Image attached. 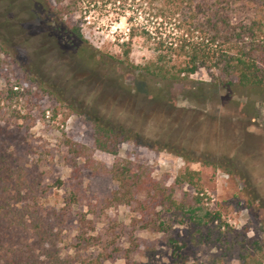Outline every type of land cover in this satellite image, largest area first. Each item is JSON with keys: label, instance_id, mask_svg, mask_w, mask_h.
I'll return each instance as SVG.
<instances>
[{"label": "rangeland", "instance_id": "obj_1", "mask_svg": "<svg viewBox=\"0 0 264 264\" xmlns=\"http://www.w3.org/2000/svg\"><path fill=\"white\" fill-rule=\"evenodd\" d=\"M53 6L54 0H40L39 5L33 0H0V89L7 84L17 87L16 97L5 103L2 111L9 121L16 114L24 117L21 126L27 131L23 140L33 152L25 151L24 158L43 173L41 206L70 210L60 243L62 252L70 251L80 224L87 235L97 239V248L87 251L89 258L103 248L111 257L103 264H172L168 240L171 237L180 245L188 234L187 209L200 215L218 213L220 229L230 232V239L235 238L244 248L253 240L262 242L259 222H264V209L256 205L264 203V105H256L254 119L239 118V122L232 110L215 103H191L183 94L176 96L171 110L150 103L144 93L136 90L134 94L135 89L128 93L108 80L112 78L109 73L101 74L103 69L92 71L80 64L68 50L67 41L82 40L92 51L114 57L111 65L118 66L122 58L119 45L127 40L130 25L147 27L154 22L147 6L139 0H79L77 12L62 18L60 33L52 31L59 22L51 13ZM162 24L168 32L175 23ZM73 27L80 37H75ZM153 56L142 38L130 41V64H143ZM121 72L122 84L133 85L131 74ZM216 76L214 70L199 68L188 77L191 82L183 85L195 88L199 83H211ZM208 91L209 97L218 101V95ZM92 115L127 127L135 142L119 144L115 156L95 150ZM239 127H247L252 136L241 134ZM68 142L76 153L69 151ZM156 143L166 148L158 149ZM236 145L241 161L233 177L216 170L200 174L193 187H175L174 198L181 200L186 210L184 214L160 213L167 235L131 225L134 214L123 205L107 203L114 185L109 170L116 161H131V166H140L151 178L170 186L184 163L173 149L191 151L195 158L203 149L208 161L223 165ZM189 169L197 170L198 164H190ZM196 193L200 198L197 204L192 200ZM249 199L255 204L250 201L247 206ZM112 247L117 252H112ZM215 252L214 248H194L186 253L188 264L207 261ZM258 255L264 261V253Z\"/></svg>", "mask_w": 264, "mask_h": 264}, {"label": "trees", "instance_id": "obj_2", "mask_svg": "<svg viewBox=\"0 0 264 264\" xmlns=\"http://www.w3.org/2000/svg\"><path fill=\"white\" fill-rule=\"evenodd\" d=\"M33 1L36 5L40 4V0ZM112 1L123 3L126 0ZM139 2L147 6L154 22L147 27L139 23L130 25L127 40L119 45L122 56L118 60L120 65H111L114 57L92 51L90 47L83 46L82 40H68V50L80 59V64L92 71L101 72L103 69L101 74L109 73L112 78L108 77V80L111 83L128 93L134 89V94L136 90L144 93L143 98L150 103L164 105L172 110L176 96L183 94V98L188 97L191 103H215L219 108L232 110L239 122V118L254 119L256 105H264V0ZM78 4L79 0H54L51 13L59 22L52 27V31L60 33L62 18L74 15ZM170 21L175 23L174 28L166 32L161 28L162 23ZM77 31L76 27L72 28L76 38L80 37ZM134 37H140L149 44L154 54L151 60L139 65L129 63L130 41ZM199 68L214 70L218 76L211 83H199L201 86L195 88L183 85L191 82L188 77ZM121 71L131 74L133 85L122 84ZM204 86L218 95V101L209 97ZM176 87L181 89L176 90ZM16 91L17 87L13 84L0 89V264H103L111 258L110 255L102 248L89 258L87 251L91 247L97 248V239L87 235L80 224H77L68 247L70 251L62 252L60 243L70 210L47 208L40 204L45 194L43 173L37 164L27 162L24 158L25 151L33 153L23 140L27 131V127L21 126L24 117L16 114L9 121L2 111L4 104L16 97ZM92 121L93 148L99 152L115 156L119 144L135 142L134 134L127 127H118L94 115ZM238 129L241 134L246 132L252 136L247 127ZM156 144L158 149L163 146L166 148L165 144ZM68 145L69 151L77 152L72 148L73 143L68 142ZM173 150L184 163L170 186H164L151 178L140 166H131V161L119 160L111 166L109 173L114 185L107 203L123 205L134 214L131 225L138 224L140 229L167 235L168 228L160 219V213L172 211L184 214L186 210L184 203L174 198L175 187H193L200 174L216 170L233 177L241 161L239 145L231 149V156L223 165L208 161L203 149L198 158L192 156L191 151ZM203 156L205 159H202ZM193 163L198 164L197 170L189 169ZM197 195L192 197L196 204L200 201ZM250 201L255 204L254 199H249L247 206ZM256 206L264 209L263 202ZM187 212L191 225L188 234L180 245L171 237L168 240L172 264H188L186 253L200 247L214 248L217 252L212 253L207 261H196L194 264L264 262L263 257L258 255L264 253V240H253L244 248L235 238L230 239V232L220 229L218 213L213 211L200 215L193 209H187ZM79 220L82 223L83 218ZM259 224L264 238V222ZM250 250L254 253H249ZM112 252H117L116 247H112Z\"/></svg>", "mask_w": 264, "mask_h": 264}]
</instances>
